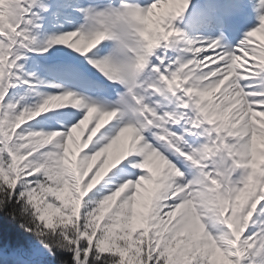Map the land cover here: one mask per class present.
Returning a JSON list of instances; mask_svg holds the SVG:
<instances>
[{
	"label": "snow or ice",
	"instance_id": "1",
	"mask_svg": "<svg viewBox=\"0 0 264 264\" xmlns=\"http://www.w3.org/2000/svg\"><path fill=\"white\" fill-rule=\"evenodd\" d=\"M37 2L0 0V213L35 239L5 244L6 264H264V0L235 47L185 36L192 0L77 4L82 23L35 46ZM53 45L76 54L68 87L6 101L35 87L18 62Z\"/></svg>",
	"mask_w": 264,
	"mask_h": 264
},
{
	"label": "trees",
	"instance_id": "2",
	"mask_svg": "<svg viewBox=\"0 0 264 264\" xmlns=\"http://www.w3.org/2000/svg\"><path fill=\"white\" fill-rule=\"evenodd\" d=\"M6 239L8 242H35L31 234L24 232L19 226V223L12 221L11 218H6L3 213H0V239Z\"/></svg>",
	"mask_w": 264,
	"mask_h": 264
},
{
	"label": "rangeland",
	"instance_id": "3",
	"mask_svg": "<svg viewBox=\"0 0 264 264\" xmlns=\"http://www.w3.org/2000/svg\"><path fill=\"white\" fill-rule=\"evenodd\" d=\"M138 207H139V205H138ZM15 260L22 262V261H21L20 259H18V258L15 259ZM25 262H26V261H25ZM28 264H32V261H31L30 263L28 262Z\"/></svg>",
	"mask_w": 264,
	"mask_h": 264
}]
</instances>
